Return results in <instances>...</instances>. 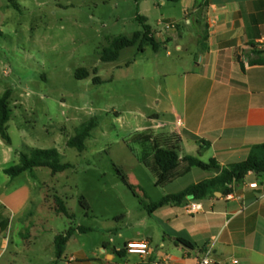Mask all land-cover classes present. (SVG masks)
Listing matches in <instances>:
<instances>
[{
    "label": "rangeland",
    "instance_id": "rangeland-1",
    "mask_svg": "<svg viewBox=\"0 0 264 264\" xmlns=\"http://www.w3.org/2000/svg\"><path fill=\"white\" fill-rule=\"evenodd\" d=\"M187 11L194 10H187L183 0H0V96L12 91L7 125L11 143L0 137V156L10 150L7 166L13 167L21 155L56 150L60 163L72 166L56 176L48 168L35 169V178L23 175L13 185L29 186L33 199L44 196L41 206L36 201L29 205L39 215L35 221L54 226L57 235L75 229L68 240L70 251L82 247L94 258H104V245L121 250L130 240L151 239L153 248L161 249L163 241L170 243L169 211L150 214L146 207L182 189L183 182L157 186L141 161L145 148L137 139L154 133L152 115H166L167 89L181 83L172 73L179 67L174 60L187 62L189 54L177 52L174 43L158 51L133 47L123 50L117 61L104 63L101 52L114 38L142 30L138 16L155 35L174 20L188 34L192 26ZM81 69L90 76L78 79ZM93 118L98 127L85 149L69 147L68 140ZM58 199L74 219L49 211ZM128 259L143 261L139 255Z\"/></svg>",
    "mask_w": 264,
    "mask_h": 264
},
{
    "label": "crops",
    "instance_id": "crops-1",
    "mask_svg": "<svg viewBox=\"0 0 264 264\" xmlns=\"http://www.w3.org/2000/svg\"><path fill=\"white\" fill-rule=\"evenodd\" d=\"M183 1L187 10H194L187 11L191 17L187 24L192 30L182 34L177 26L171 33L167 29L156 33L155 38L160 47L174 43L175 50L186 51L189 58L187 62L183 58L174 60L179 67L172 73L181 83L167 89L170 108L166 115L162 117L159 111L150 120L156 133L180 138L181 158L193 156L217 165L210 170L192 169L169 186L183 182L184 187L171 194L215 178L228 165L246 160L254 146L264 144V65L250 63L258 58L256 52L264 50V0ZM167 55L173 54L169 51ZM10 153L7 150L0 156V264H198L207 248H212L213 258L219 262L264 264V175L250 172L243 181L234 182L230 186L232 200L215 193L197 201L203 211L196 215L186 212V204H168L152 213L169 211L165 234L170 243L163 241L161 249H154L151 239L128 241L149 243V253L141 257L142 263L128 259L133 254L118 257L115 251L120 249L115 247L104 248V258H94L82 247L70 251L68 242L58 259L56 228L47 227L29 207L35 201L41 206L44 196L33 199L29 186L13 189L16 179L23 175L28 180L35 178L37 170L11 178L5 172L11 168L7 166ZM49 211L57 214L54 207ZM27 233L30 240H26ZM178 239L193 248L179 244Z\"/></svg>",
    "mask_w": 264,
    "mask_h": 264
},
{
    "label": "trees",
    "instance_id": "trees-1",
    "mask_svg": "<svg viewBox=\"0 0 264 264\" xmlns=\"http://www.w3.org/2000/svg\"><path fill=\"white\" fill-rule=\"evenodd\" d=\"M137 19L142 25V30L135 32L132 36H120L111 40L108 46L101 52L102 62L111 63L117 61L121 52L128 48L137 47L139 51L144 52L146 47L151 46L154 51L159 50L160 45L156 41L155 33L147 24L146 19L141 16H138ZM1 36L2 33L0 32V38ZM256 55L258 58L250 61V63L252 65H264V50L256 52ZM242 69H244L243 65ZM89 76L90 73L88 70L81 69L77 72L78 79H85ZM94 81L100 83L99 78L94 79ZM11 96V90H6L0 96V137L8 144L11 143L7 126L12 114L10 107ZM97 127L98 122L96 118L83 124L78 129L76 136L68 140V146L82 152L85 149V141L90 138L91 132ZM154 133L146 134L138 138L137 141L145 148L141 161L154 174L157 186L166 188L184 177L194 168L210 170L216 167L217 164L215 162L205 163L197 157L185 156L181 158V140L178 136L167 133H156L155 131ZM71 167L70 164L60 163L59 154L56 150H36L32 157L21 155L20 163L6 169L5 172L14 179L26 171L48 168L51 170L53 176H56ZM250 172L258 176L264 175V144L254 146L246 160L228 165L223 168L222 172L215 178L193 184L179 193L167 195L160 201L148 205L146 208L148 212L152 214L168 204H187L190 198L194 201H204L212 197L215 193L227 195L232 191L230 186L234 182L243 181ZM120 175L124 183L132 188L127 178L121 173ZM85 206L88 208L87 205ZM54 209L57 213L63 214L71 220L74 219V216L68 211L61 199H58L57 207ZM78 230L83 233L90 231V229L85 228H79ZM74 232L75 229L71 227L66 231L65 235L56 236L55 251L58 259L64 254L67 242ZM177 242L185 247L193 248V246L185 240L178 239ZM104 248H106L105 245ZM115 254L120 258H124L127 252L125 248H123L119 251H115Z\"/></svg>",
    "mask_w": 264,
    "mask_h": 264
},
{
    "label": "built area",
    "instance_id": "built-area-1",
    "mask_svg": "<svg viewBox=\"0 0 264 264\" xmlns=\"http://www.w3.org/2000/svg\"><path fill=\"white\" fill-rule=\"evenodd\" d=\"M163 25L165 26V29L167 30L176 29L178 26L176 23H167ZM177 126L180 127L181 123L178 122ZM226 198L228 200H232L234 196L231 193H229L226 195ZM185 210L190 215H196L203 211V206L201 203L197 201L190 200L185 205ZM125 250L128 254L139 255L140 257H146L149 253V243L146 241L128 242L125 246ZM237 263H238L237 260H232L230 262L229 261H222V262L216 261L213 258L212 248H207L206 250H204L201 257L198 259V264H237Z\"/></svg>",
    "mask_w": 264,
    "mask_h": 264
},
{
    "label": "water",
    "instance_id": "water-1",
    "mask_svg": "<svg viewBox=\"0 0 264 264\" xmlns=\"http://www.w3.org/2000/svg\"><path fill=\"white\" fill-rule=\"evenodd\" d=\"M217 171L220 173L221 172V169L218 168Z\"/></svg>",
    "mask_w": 264,
    "mask_h": 264
}]
</instances>
